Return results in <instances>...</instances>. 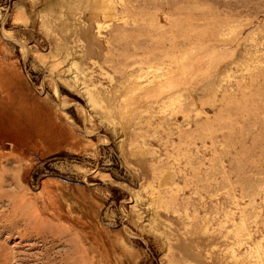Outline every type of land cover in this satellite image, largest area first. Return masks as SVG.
Instances as JSON below:
<instances>
[{"label":"rangeland","instance_id":"1","mask_svg":"<svg viewBox=\"0 0 264 264\" xmlns=\"http://www.w3.org/2000/svg\"><path fill=\"white\" fill-rule=\"evenodd\" d=\"M0 264H264V0H0Z\"/></svg>","mask_w":264,"mask_h":264}]
</instances>
